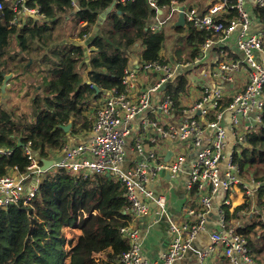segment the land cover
I'll return each instance as SVG.
<instances>
[{"label":"trees","instance_id":"obj_1","mask_svg":"<svg viewBox=\"0 0 264 264\" xmlns=\"http://www.w3.org/2000/svg\"><path fill=\"white\" fill-rule=\"evenodd\" d=\"M0 1V86L4 73L11 72L16 78L26 74L40 77L42 84V88H33L28 112L5 108L0 103V147L13 150L0 157V177L13 168L26 172L30 160L25 146L29 143L39 159L51 158L66 146L68 134L90 133L94 119L88 110L92 102L113 88L127 92L123 79L130 52L137 46L142 47L143 62H168L162 55L165 32L163 28H151L155 17L162 14L150 0L117 2L96 32L99 16L115 0H28V5L38 8L39 14L28 16L22 23L17 21L18 14L9 0ZM154 1L163 14L165 7L175 5L174 2H192ZM255 13L261 19L264 10L256 8ZM236 14L233 9L225 19L232 20ZM70 24L81 25L77 33L68 30ZM174 28L178 32L184 29L179 25ZM13 37L19 51L11 54ZM206 38L205 31L188 25L183 52L177 50L176 60L195 61ZM88 48L90 56L86 55ZM188 73H179L167 85L176 115L186 108ZM1 98L0 90V102ZM231 100L226 96L218 110L225 109ZM215 117L213 112L208 121ZM261 117L259 126L248 136L249 147H243L241 154L235 153L233 157L239 176L246 182L250 175L257 182H264V108ZM69 122L70 132L59 126ZM259 188L260 201L264 184ZM252 203L253 199H247L232 213L226 209V221L237 217L238 210L249 211ZM129 206L125 184L111 173L85 177L64 168H52L41 178L32 202L0 208V264H116L130 248L121 233V228L132 220ZM234 227L247 239L251 259L259 258L264 244L255 243L260 236L258 228L264 229V220ZM65 229L78 232L67 237Z\"/></svg>","mask_w":264,"mask_h":264},{"label":"built area","instance_id":"obj_2","mask_svg":"<svg viewBox=\"0 0 264 264\" xmlns=\"http://www.w3.org/2000/svg\"><path fill=\"white\" fill-rule=\"evenodd\" d=\"M27 1L10 0L11 7L18 17L22 14H39V9L30 7ZM150 2L159 12L160 8L156 2ZM174 4L165 7L169 12L167 21L173 19L174 12H180V5L176 2ZM185 6V24L207 34L200 56L187 63L143 62L141 69L153 75L154 86L143 89L137 99H132L129 93L120 92L117 88L108 91L103 103L97 107L96 119L90 132L91 139L72 147L66 145L61 151V158L57 159L54 166L85 177L111 173L125 184L132 220L129 225L121 228V233L130 243V248L118 258L116 264H174L183 258L198 232L206 227L212 209L211 194L218 192L220 188L228 192L234 184L241 182L235 173L239 167L233 163L234 155L230 158L231 170L227 172V177H221V166L228 145L224 115L226 112L231 113V128L239 146L248 140L249 134L256 130L262 119L264 15L260 19L255 9L264 10V0H253V3L248 0H211L206 9H200L192 3ZM2 8L3 3L0 1V9ZM233 9L237 14L232 20L225 19ZM163 23L158 15L151 28L161 30ZM258 24L259 28L256 27ZM237 30V51H233L229 39ZM213 50L216 52L215 56H212ZM207 62L210 63L211 85L203 88L200 98L185 104L186 108L182 110L181 115H176L173 112L175 103L167 91V85L177 78L179 68L190 65L205 66ZM240 73L244 78V86L237 88L230 95V90H226L225 85L227 82L233 83ZM123 82L127 89L132 87L133 73L129 69L126 70ZM152 92L161 96L157 108L152 104ZM226 96L232 97L230 104L225 109L218 110ZM142 111L159 112L156 116H146L138 126V132L133 136L135 145L132 147L137 162L124 170L121 165L128 157L127 139L132 135L134 119ZM213 112L216 117L208 121ZM207 128L211 129L209 137L206 136ZM151 130L157 131L160 139L174 143V148L169 149L172 154L168 159L165 153L161 154V145L145 142L146 138L153 139L150 137ZM30 146L31 143L25 146V153L30 160L26 172L13 168L7 175L0 177V208L28 205L37 193L39 182L46 171L42 170L43 163ZM189 149L197 152V158L192 164L187 185L190 191L199 193L198 206L187 204L184 213L189 218L171 221V240L163 258L159 261L148 260L143 255L140 230L135 224L139 218L153 211L152 206L157 215L167 211L168 196L166 186L162 183L163 178H166L167 171L170 172L171 178L183 173ZM12 152L9 148L0 147V157ZM224 202L230 204L229 199ZM219 217L222 229L212 233L210 248L200 251L202 264L209 251L218 246L224 249V256L233 264L251 261L247 239L236 227L227 224L225 209L220 211Z\"/></svg>","mask_w":264,"mask_h":264},{"label":"crops","instance_id":"obj_3","mask_svg":"<svg viewBox=\"0 0 264 264\" xmlns=\"http://www.w3.org/2000/svg\"><path fill=\"white\" fill-rule=\"evenodd\" d=\"M211 1V0H210ZM210 1L207 3V5L210 3ZM10 2V0H9ZM248 2L253 3V0H248ZM11 4V2H10ZM208 6H206L207 8ZM202 8V7H201ZM202 8V9H206ZM169 13V12H168ZM180 14V12H179ZM28 16H33L32 14H22L19 16V23L24 22L28 19ZM37 16V15H36ZM81 25L74 24L72 28H69L68 30L77 33L78 29ZM183 26H187L186 24ZM257 28H259V24L256 25ZM163 28V27H162ZM255 30V28L253 29ZM238 30L233 32L231 35L229 41H230V48L233 51H237L236 48V36H237ZM85 43V42H84ZM86 44V43H85ZM18 42L15 37L12 38L11 47L9 49V52L13 54L14 52H18ZM89 56L91 54V50L88 48ZM165 53V48L163 49ZM162 51V55L165 57V60H167L171 64H177L176 56H172V54L165 55ZM236 54V53H235ZM216 55V52L212 51V56ZM241 55V54H236ZM142 47L135 48L133 52H130V63L127 69L130 70V72L133 73V83L132 87L127 89V93H129L130 97L132 99H137L140 92L143 89L151 88L155 84V78L151 74H147L142 71L141 65L143 63L142 61ZM209 62L205 66H186L183 68H179L178 72L183 71H192V73L189 75L191 78V83H193V88L190 90L186 95L184 99V104L188 105V100H191L194 96H196V99L200 98L203 94V88L205 86L211 85L210 82V69H209ZM13 73V72H11ZM85 80L88 79V71L85 72ZM189 74V73H188ZM16 74L13 73L12 78L9 80V84H11V87L7 89V97H2L5 100L8 101V103H11L13 107L16 110L21 109V107H24L26 105L29 106L27 101H31V96L33 93V88L36 86L35 81L41 84V78L37 76H31L30 74H26L25 76H21L19 78H16ZM244 86V78L242 77V74H238L236 76V79L233 83L227 82L225 87L226 90H230V95H232V90L237 88H242ZM234 91V92H235ZM195 93H198L195 95ZM107 93H104L100 98L97 100H94L92 102L91 107L89 108L88 112L91 113L92 119H96V110L97 107L103 103L104 98L106 97ZM3 100V99H2ZM1 100V105H4L5 102ZM161 100L160 94H156V92H152V104L154 108H157ZM21 102V103H19ZM193 102V101H192ZM19 103V104H18ZM19 109H18V108ZM159 111H154L151 113L150 111H142L140 114L136 116L133 122V128H132V135L128 137L127 141V148H128V157L126 161L121 165V168L124 170H127L135 165L137 160L135 159V150L131 147V141L133 139V136L138 132V126L143 121V119L146 116L155 115ZM173 118V117H172ZM232 116L230 112H226L224 115V124L227 129V136H228V145L226 147V156L222 162L221 166V177L225 179L227 177V172L231 170L230 162H231V156L235 153H238V155L241 154L243 151V147H249L248 140L242 144L237 145L235 142V133L234 130L231 128L232 122H231ZM70 132V131H69ZM211 134V129H206V136L209 137ZM150 137H153L152 140L150 138H146L145 142L151 145H161L159 146L161 154L165 153L166 157V149L167 152H169V149L172 150L174 148L173 144L170 143L167 140H162L159 137V134L157 131H150ZM91 139L90 133L88 134H77L72 135L68 134V141L67 146H76L78 144L87 142ZM62 156V152L58 154H54L51 158L59 159ZM197 158V152L193 149L188 150V160L185 167V170L183 173H181L179 176L174 178H163V184L166 186L167 190V196H168V209L167 211L162 215L155 214L154 206H152L153 211L145 216L138 219L137 227L140 230V240L143 246V255L146 259L151 261H159L163 258L170 240H171V221H182L187 220L189 217L185 215L184 213V207L187 204H191L194 207L198 206V199H199V193H194L193 191H190L188 189V180L190 176V171L192 168V164ZM55 168V167H54ZM237 176H239V169L235 172ZM241 182L234 184L231 189L227 192L223 188H220L218 192L211 194L212 195V209L210 214L208 215V221L206 223L205 229L198 232L194 240L192 241L191 246L186 250L183 258L180 260H177L174 264H202L201 257L199 255L200 251L207 250L212 245V239L211 235L213 232L222 229L220 224V211L222 209H229L230 212H234L237 207L245 204V202L248 200L253 199V203L251 205V209L249 211H243L238 210L236 215L237 217H231L229 221H227V224L232 226H240L252 223L254 220L263 219L264 220V195L262 197V200L259 201V187L260 185H263L264 182H257L254 179L253 175H250V181H244L243 178L239 176ZM243 183V186L241 185ZM242 187L247 188L246 190H243ZM209 192V191H208ZM210 193V192H209ZM225 199L230 200V204H225ZM261 202V203H260ZM200 205V204H199ZM200 207V206H199ZM198 207V208H199ZM262 230V233L264 232V229L258 228ZM72 232L77 233L78 231L74 230H64V234L67 237L72 236ZM259 239L256 241L255 246H261L264 244V233L259 234ZM252 250V248H251ZM253 251H251L252 253ZM264 250H262L263 255ZM252 261V259H251ZM241 261L238 264H251L250 262ZM230 260H227V257L224 256V249L221 246L216 247L214 250L209 251V253L204 258V264H229ZM231 263V262H230ZM263 264V263H262Z\"/></svg>","mask_w":264,"mask_h":264},{"label":"rangeland","instance_id":"obj_4","mask_svg":"<svg viewBox=\"0 0 264 264\" xmlns=\"http://www.w3.org/2000/svg\"><path fill=\"white\" fill-rule=\"evenodd\" d=\"M209 1L210 0H192V2H190V3L186 4V5H190L192 3L195 6L202 7V8H206L207 3ZM202 8H200V9H202ZM168 15H169L168 11H165V13L160 16V21H164L162 27H163V30H164L165 36H166V42H165V47H164L165 48V53H164V51H163V53L165 55H167V57L169 56V54H172L173 57L175 55L176 56V59H177V57L179 56L177 54V50L178 49H182L184 47V45H185V35L187 33V26H183V28H184L183 31L182 32H178L174 28V26H178L177 25V21L179 19V11L174 12L173 13V19L167 21L166 19H167ZM72 26L70 24V27L69 28H72ZM182 52H183V49H182ZM185 55H186V53L183 54V58L185 57ZM190 66H188V67H190ZM191 73H192V71L189 72L188 76ZM85 75H86V73H84V77H85ZM189 80H190L189 88H190V90H192L193 83H191L190 76H189ZM35 84H36V86L38 85L39 88H42V87H40V83H38V82L35 81ZM234 91H235V89L232 90V93H234ZM197 94L198 93H195V95H197ZM1 100L3 102H5L4 105H2L3 107H5V108H14L13 105L11 103H8V101L5 100L4 98H1ZM194 100H196V96H194L191 100H188V103L190 104ZM19 103H21V102H19ZM26 103H28L29 106L26 105L24 107H21V109H19L17 107L19 109V112H28L29 111V108L31 106V102L27 101ZM72 135H77V134H72ZM134 145H135V141H134V139H132V141H131V147H133ZM258 233L259 234H263L261 229H258ZM261 262L264 264V252H263V255L262 256H260L259 258H256L255 260H252L250 263L251 264H261ZM229 264H233V263H230L229 262Z\"/></svg>","mask_w":264,"mask_h":264},{"label":"water","instance_id":"obj_5","mask_svg":"<svg viewBox=\"0 0 264 264\" xmlns=\"http://www.w3.org/2000/svg\"><path fill=\"white\" fill-rule=\"evenodd\" d=\"M117 0H115L113 2V4L107 8L105 11H103L101 13V15L99 16V22L97 24V26L95 27V32L98 31L100 25L103 23V21L106 19L108 13L116 6L117 4ZM185 4L180 5L179 6V10H180V14H179V19L177 21V25L179 26H183L185 25ZM79 9L78 6L75 7V11H77ZM160 14H163V11L160 9L159 10ZM93 32V33H95ZM93 36V35H92ZM91 36V37H92ZM91 37L89 39L86 40V43H88L91 39ZM86 55H89V51L86 50ZM13 73H4V80L2 85L0 86V90H1V96L2 97H7V89L11 87V84H9V80L12 78ZM94 87L97 89V92H99V87L97 85H94ZM198 114H200V112H198ZM60 127H62L66 132H69L71 127H72V122H69L68 124L64 125V124H59ZM172 154V151H169L166 155V159H168ZM42 170L44 171H48L49 169H51L52 167H54L57 164V159L56 158H42ZM167 179L171 178L170 172L167 171L166 172V176ZM155 205V204H154Z\"/></svg>","mask_w":264,"mask_h":264}]
</instances>
